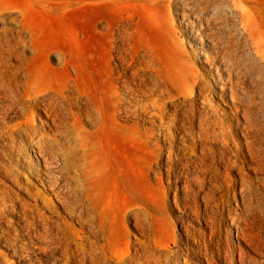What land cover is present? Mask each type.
<instances>
[{"label":"rangeland","instance_id":"obj_1","mask_svg":"<svg viewBox=\"0 0 264 264\" xmlns=\"http://www.w3.org/2000/svg\"><path fill=\"white\" fill-rule=\"evenodd\" d=\"M178 17L169 0H0V70L18 73L37 90L67 95L75 104L87 98L98 110L105 107L106 93L114 86L120 87L125 104L139 105L149 102V96H140L136 89L151 88L159 81L165 88L164 97L170 98L167 110L186 120L188 128L173 125L169 140L159 134L155 138L143 135L130 151L102 150L96 145V165L105 168L88 188L94 189L93 197L111 214L113 228L128 232L132 240L142 238L180 259L190 257L194 264H228V254L238 243L230 216L244 211V198L251 201L261 195L264 167L248 157L250 162L244 168H228V152L243 146L244 136L236 130L235 137L226 141L220 130L199 134L198 122L194 125L185 115L192 88L180 76V56L181 49L195 45L178 32ZM168 85L172 90H166ZM193 91L196 99L199 90ZM214 98L228 109L227 101ZM23 117V113H10L0 127L14 125ZM129 119L139 120L143 128L152 127L144 112ZM98 126L99 121L83 122L94 142L101 138ZM243 177L248 187L244 195L240 188ZM38 178L29 180L42 189ZM3 181L8 189L26 197L9 178ZM55 203L60 209L52 217L56 229L79 232L88 227L64 211L59 201ZM19 208L16 201L15 208L0 213V225L23 242L28 236L23 231L39 229L41 223L29 224ZM257 220L264 235L262 212ZM139 221L145 224V237L139 233ZM241 245L258 264H264V241L259 254L244 240ZM0 255L2 264H30L32 260L39 264L44 258L43 253L27 254L1 241Z\"/></svg>","mask_w":264,"mask_h":264},{"label":"bare ground","instance_id":"obj_2","mask_svg":"<svg viewBox=\"0 0 264 264\" xmlns=\"http://www.w3.org/2000/svg\"><path fill=\"white\" fill-rule=\"evenodd\" d=\"M169 7L179 14L178 32L195 45L181 49L179 73L192 88L185 115L194 125L198 122L199 134L220 130L226 141L235 137L236 130L244 136L243 146L228 152V168H244L250 162L248 157L264 167V0H169ZM172 23L175 28L173 18ZM195 88L199 90L196 99ZM166 90L172 88L168 85ZM136 91L149 96V102L125 104L120 87L114 86L106 93L105 107L98 110L87 98L75 104L67 95L37 90L18 73L0 70V121L10 113L24 116L14 125L0 127V213L15 208L17 201L19 213L29 224L41 223L39 229L23 231L28 235L23 242L0 225L4 245L27 254L43 253L39 264H194L190 257L180 259L167 249H158L142 238L132 240L128 232L113 228L111 214L93 197L94 189L88 188L105 168L96 165V145L102 150L130 151L143 135L155 138L159 134L169 140L173 125L188 128L186 120L167 110L170 98L164 97L165 88L159 81ZM214 97L227 101L228 109L215 103ZM140 111L149 114L145 120L151 128L129 119L141 116ZM84 121H99L98 141L89 138ZM32 176L40 177L42 189L29 180ZM4 178L25 191L26 197L8 189ZM246 181L243 177L242 195L248 189ZM55 200L88 227L79 232L56 229L52 217L60 209ZM245 200L244 211L230 216L238 243L228 254V264H258V259L242 248L243 240L258 254L263 253L264 235L257 228V216L264 214V189L259 197ZM138 223L139 233L145 237V224ZM29 240L34 241L33 246ZM30 264L37 263L32 260Z\"/></svg>","mask_w":264,"mask_h":264}]
</instances>
